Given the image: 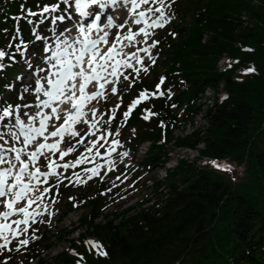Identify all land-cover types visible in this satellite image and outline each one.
I'll use <instances>...</instances> for the list:
<instances>
[{
  "label": "trees",
  "instance_id": "obj_1",
  "mask_svg": "<svg viewBox=\"0 0 264 264\" xmlns=\"http://www.w3.org/2000/svg\"><path fill=\"white\" fill-rule=\"evenodd\" d=\"M56 2L0 0V48L18 58L20 41L33 40V24L28 21L35 24L38 18L28 11L38 13ZM174 7L182 11L183 19L174 27L177 42L167 44L163 58L177 95L175 99L150 95L140 106V111L146 108L153 115L149 120L133 115L129 124L137 132L135 144L154 143L161 137L176 146L203 143L201 157L228 160L240 174L228 179L179 162L166 174L167 191L155 206L142 208L139 203L134 214L129 212L136 207L114 214L118 219L114 226L108 220L95 223L103 206L97 194L87 204L89 213L78 219L108 254L97 256L93 264H264V0H179ZM187 20L188 25L182 26ZM17 31L20 37L14 39ZM223 55L237 60L227 72L217 68ZM6 58L0 71V103L16 105L15 97H2L14 78L13 64ZM240 66L254 71L233 79ZM220 83L228 97L200 109L199 95ZM178 109L180 114H175ZM195 115H201L207 127L184 139L174 138V131ZM148 154L143 159L146 166H164L167 161L162 145L152 144ZM72 246L82 248L81 243ZM67 258L60 264L74 263Z\"/></svg>",
  "mask_w": 264,
  "mask_h": 264
},
{
  "label": "snow or ice",
  "instance_id": "obj_2",
  "mask_svg": "<svg viewBox=\"0 0 264 264\" xmlns=\"http://www.w3.org/2000/svg\"><path fill=\"white\" fill-rule=\"evenodd\" d=\"M172 3H175V0H172ZM61 4L66 7L61 9ZM118 4L127 10L128 15L124 23L118 26L120 31L110 34L106 29L113 27L112 16L108 15L107 22L101 27L102 16L107 9L114 8ZM170 7L167 0H59L58 3L50 6L45 5L38 13L28 11L29 16L44 17L35 24L31 20L28 21L29 24H33V37L43 44L42 54L38 55L33 51L30 57H26L28 45L22 40L21 44L17 45V52L27 68L32 70L31 75L34 76L37 71L43 75L33 84L37 97L34 105L25 103L14 106L6 101L0 104V142H2L0 143V208L3 209L0 210V255L4 251L12 250L9 245L13 241L18 244L15 250L20 251L21 248H27L31 241L39 239L35 235L37 229H32V234H29V231L31 225L38 222L36 217L44 214L43 210L47 207L45 200L52 188L58 187V185L45 186L49 184V178L55 177L60 180L63 176V173H58L56 170L75 169L89 159L85 153L92 154L94 150L95 156H100L99 149L107 143L105 136L121 134L119 127L112 131L97 128V124L101 123L98 118L100 110L94 105L91 107L89 105H92L93 101L104 99L106 91H110L113 95L118 94L121 90L117 85L122 83L121 77L123 81H130V75L121 72V68L131 69L136 73V77L141 72H148V67H136L144 63L139 52L146 53L152 64H155L150 49L156 48L159 41L152 40L149 47L139 48L132 53L125 52L124 48L140 43L138 37H143V43H147L153 35L149 30L164 28L170 22V14L166 11ZM69 9L74 11L70 12ZM57 12L61 14L45 16ZM66 20L72 21L71 25L61 29L60 25L65 24ZM45 21L53 26L44 29V32H51L55 37L51 43L49 37L37 30L40 25L45 24ZM73 29L78 32V36L73 35ZM19 37L20 32L17 31L13 38ZM8 47L12 45L9 44ZM21 47L24 51H20ZM5 57L15 62L13 55L0 48V71L5 67L3 63ZM33 57L40 59L47 67L34 66ZM133 60L135 64L131 62ZM252 71L254 69H248V72ZM136 77H131V80H135ZM17 79L23 80L24 77L18 76ZM164 82L165 78L161 77L156 86V93L171 98L170 89L167 92L160 91V86ZM89 86L95 90L88 91ZM132 86L130 82L128 87ZM5 87L11 90V86ZM23 92L30 93V87L25 85ZM147 95L149 93L141 91L139 98L127 107V111L123 112L125 122L133 109ZM57 104L69 106L58 109ZM119 106L118 104L116 108L110 110L112 116L105 123H112ZM23 108L32 111H18ZM39 109H50V113ZM150 115L153 114L149 113L142 118L147 120ZM81 123L87 125L83 135L82 130L78 129ZM122 126L123 124L120 125ZM97 132H101V135L96 136ZM69 136L75 140V143L66 140ZM88 136L95 139L88 140ZM111 143L118 145L119 141L113 139ZM16 144H20L21 147H16ZM61 144H67V147L62 148ZM77 144L84 145L85 152L80 153L74 161H66V157L78 151ZM106 151L111 155L114 148ZM121 155L127 156L128 153ZM53 157L57 158L53 159ZM61 161L64 162L60 163ZM108 163L111 165L112 161ZM100 167L97 164L94 168H86L84 171L91 173L88 179L99 176ZM213 167L224 171L231 170L226 165H218L215 161ZM44 168L47 171L42 170ZM109 170H112L111 167ZM73 176L76 177L77 183L81 182L78 172H73ZM64 178L71 180V177ZM50 218L51 214L49 221ZM22 236L27 238L22 239ZM87 244L98 256L108 255L98 243L88 241ZM2 264H7V260Z\"/></svg>",
  "mask_w": 264,
  "mask_h": 264
},
{
  "label": "rangeland",
  "instance_id": "obj_3",
  "mask_svg": "<svg viewBox=\"0 0 264 264\" xmlns=\"http://www.w3.org/2000/svg\"><path fill=\"white\" fill-rule=\"evenodd\" d=\"M57 1L59 2V0ZM167 2L171 5L170 9H166V11H168L170 14V22L167 23L164 28H159L158 30L153 31V35L147 43H143L144 38L139 40L141 41L139 44H144V47H149L152 40L159 41V44L156 48L150 49L151 53H153L155 64H152V61L148 58L145 59L144 56L145 62L143 65L136 67H148L149 70L147 73L141 72L139 76L136 77V73L132 72V70H128L124 74L130 75V81H123V78L121 77L122 83L117 85V87L121 90L118 92V94L113 95L110 91H107L105 92L104 99H98L89 106L91 107L94 105L100 110L98 118L100 119L101 123L97 124V128L112 131L119 127L121 134L119 136H105L107 143L101 141V143H104V147L99 149L101 153L100 156H95L94 150L92 154L85 153V155L89 156V159L86 163L76 167L75 169L69 168L67 171H65L64 169L60 168V170H58V173H63V176L60 180L52 177L50 182V185H58V187L52 188L51 193L45 200V205L47 207L43 210L44 214L36 217L38 222L33 224L29 231V234H32V229H37L35 235L38 236L39 239L31 241L27 248H21L20 251L15 250L18 244L16 241H13V243L9 245V248L12 250L4 251L3 254L0 255V264H2V262L5 260H7V264H60L61 259H66L67 257L68 260L72 259L74 261L73 264H93V261H95L94 259L100 257H97L98 255L96 252L90 249L87 242L94 241L101 245V241L96 239L94 236L89 235L86 227L81 225L78 221L80 217L89 213V208L87 206L88 202L94 199L97 194H99L103 204V206L100 208L102 216L95 220V223L102 224L104 221L108 220L112 221V225L114 226L118 223V219L113 217L114 214L124 213L133 207H136L134 210L129 212V214H134L139 210V207L137 206L139 203H142V208H146L147 206H155L159 199L162 198V194H165L167 191V187L164 184L166 174L170 173L174 169H177L179 162L196 164L195 167L197 169L205 168L228 179L231 178L232 175H235V177L239 176L240 172L235 170L233 167L234 165L230 161L218 160L207 156L201 157L198 151L204 149L203 143H199L196 147H189L185 145L176 146L174 141L166 144L163 140V137H161L154 143L150 140H144L138 144H135L137 132L133 131L135 128L131 127L129 123L134 114H138L139 117H143L149 113H152L149 109L144 108V110L140 111L139 107L131 113L126 122L124 121L123 112L127 111V107L130 105V102L138 99L141 91H146L149 93V95H147L144 100L149 98L151 93H156L154 86L157 82L159 84L161 77L165 78V82L160 86V91L167 92V90L170 89L171 98H169L167 95L160 96L162 98L166 97L167 99L176 98L177 93H175L174 87L170 86L168 83L167 73L165 72L167 69L166 64L168 62L163 57L167 44L171 42V40L177 42L174 39V27L180 26V20L183 19V15L182 11L178 10L179 8L175 9L173 7L172 0H168ZM50 5L52 4H49V6ZM65 7V5L61 4V9H64ZM69 11L73 12L74 9H69ZM60 14V12H57L45 14V16L50 17ZM121 18L122 20L119 22L123 21L125 16H122ZM41 19H44V17L38 16V18L35 20L36 23H38V21ZM103 19L105 18L102 16V20ZM188 20L183 23L182 26L185 24L187 26ZM242 21L244 24H248V20L244 15L242 16ZM71 23L72 21L66 20L65 24L60 25V28L63 29L64 27L71 25ZM48 27L53 26L48 23V21H45V24L40 25L37 30L43 35L49 37V43H51L55 37L51 32H44V29ZM30 35L33 40L30 44H27L28 50L26 57H30L33 51H35L38 55L42 54V42L36 41L32 35V32ZM237 46L239 47V45ZM240 49L243 51L247 50L246 47H240ZM20 51H24V48L21 47ZM7 53L10 54V52ZM6 59L10 60L8 57ZM10 61L14 67L13 84L10 85L11 90H9L8 87L5 89L2 97L6 100H10L12 97H15L18 102L17 105H23L25 103L34 105L37 102V97L34 92L33 84L35 80L38 79L43 73L37 71L38 75L37 72L34 76L31 75L32 70L28 69L24 64L19 52L18 58L15 57V62H13V60ZM32 62L34 66L47 67L38 58L33 57ZM162 63L165 64L164 67ZM234 64H237L236 59L231 58L228 55H223L218 61L217 68L221 69V72H227ZM247 72L248 69L240 66L234 70V75L232 78L236 79L239 75ZM237 74L238 76H236ZM18 76H23L24 79L19 80L17 79ZM131 77L136 78L135 80H131ZM130 82L133 85L131 88L128 87ZM144 82L146 83L143 84ZM150 83H152L151 89L148 87V84ZM25 85L30 87V93L26 94L23 92ZM158 94L159 93H156L155 95ZM224 97H228V94L224 89V85L220 83L217 89L212 90L207 88L203 95H199L197 105L200 109H203L204 106H208L215 101H220ZM118 104L120 106L116 110V118L111 124L105 123V121H107L112 116V112L110 110L116 108ZM18 111L32 110L23 108ZM180 111L181 109L174 110V113L180 114ZM150 117L151 115L149 118ZM121 124H123L122 127H120ZM204 127H207L206 121L200 115H195L194 118L190 120V124H185V126L181 127L178 131H175L172 136L174 138L184 139L186 137L192 136V134L196 131H202ZM80 130H82L81 134L83 135V132L87 130V127L82 126ZM100 135L101 132L96 133V136ZM87 139L92 140L95 139V137L88 136ZM113 139L118 140L119 144L112 145L111 142ZM71 143H75V140L71 141ZM152 144H155L156 146H163V151L166 155L165 158L168 160L166 165L160 167V165L157 163L154 166L147 167L144 164L143 159L149 155L148 153ZM15 146L21 147L20 144H16ZM77 148L78 151L70 154L72 155L70 157V160L72 161H74L80 155V153L85 152L84 145L77 144ZM110 148H114V151L111 152V155H108L106 149ZM144 151L147 152L144 153ZM121 153H128V155L122 156ZM57 157H55V159ZM108 161H112V164L109 165ZM213 161H215L218 165H226L231 170L224 171L217 167H213ZM97 164L101 166L98 169L100 175L95 176L92 179H88L91 173H86L84 170L86 168H94ZM110 167L112 169L111 171L109 170ZM73 172H78L80 174V183L76 182V177L73 176ZM105 173L107 174L105 175ZM177 174L178 178H180L181 173H178L177 171ZM64 177H71V180L65 179ZM117 177H119V179H117ZM170 181H173V179ZM155 182L157 183L155 184ZM176 182L178 186H182L181 180H177ZM52 200H55L56 202L51 203L50 201ZM49 214H51L50 221ZM39 221L49 222L40 223ZM81 235L83 236L80 237ZM21 238L24 239L27 238V236H22ZM79 243H81L82 246L80 250L72 246L78 245ZM58 255H63V258H59ZM81 257H83V259H80ZM70 264H72L71 261Z\"/></svg>",
  "mask_w": 264,
  "mask_h": 264
},
{
  "label": "bare ground",
  "instance_id": "obj_4",
  "mask_svg": "<svg viewBox=\"0 0 264 264\" xmlns=\"http://www.w3.org/2000/svg\"><path fill=\"white\" fill-rule=\"evenodd\" d=\"M124 12V8L121 6V8H118L117 9V13H116V15H114V18H117V17H119V14L120 13H123ZM127 16V15H126ZM111 87V86H110ZM207 90V89H206ZM212 105V103L209 105V106H211ZM56 107L58 108V109H61V108H65L66 107V105H59V104H57L56 105ZM85 111H87V109H85ZM196 152V151H195Z\"/></svg>",
  "mask_w": 264,
  "mask_h": 264
}]
</instances>
